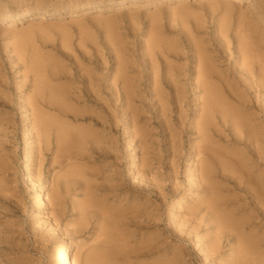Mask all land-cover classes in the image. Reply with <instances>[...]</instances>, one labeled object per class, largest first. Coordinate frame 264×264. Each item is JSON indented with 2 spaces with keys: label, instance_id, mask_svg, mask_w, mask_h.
Returning a JSON list of instances; mask_svg holds the SVG:
<instances>
[{
  "label": "rangeland",
  "instance_id": "374dc122",
  "mask_svg": "<svg viewBox=\"0 0 264 264\" xmlns=\"http://www.w3.org/2000/svg\"><path fill=\"white\" fill-rule=\"evenodd\" d=\"M90 1L0 0V13L49 12L0 23V264H58L62 237L78 242L73 264L104 253L119 261L127 251L133 260L126 264L151 263L163 253L180 264H222L225 240L217 254L203 250L216 238V222L196 169L218 151L240 172L215 173L226 209L245 220L248 232H264V211L246 187L251 180L264 193V0H132L68 16ZM38 63L48 86L64 89L60 102L48 100L49 91L37 95ZM205 67L235 113L216 118L215 111L208 138ZM34 98L58 120L44 143ZM61 126L71 137L63 144ZM76 166L87 179L65 186ZM40 188L47 202L31 217ZM185 194L176 214L171 201ZM90 197L97 214L79 228L78 205ZM148 240L155 255L140 252Z\"/></svg>",
  "mask_w": 264,
  "mask_h": 264
},
{
  "label": "bare ground",
  "instance_id": "6f19581e",
  "mask_svg": "<svg viewBox=\"0 0 264 264\" xmlns=\"http://www.w3.org/2000/svg\"><path fill=\"white\" fill-rule=\"evenodd\" d=\"M132 0H92L89 3H81L80 6L74 10L66 11L68 16L76 15L85 8L89 6L90 8H95L99 6H122ZM48 9L44 8L40 10L39 7H29L24 11H18L16 9H10L5 12L0 13V23H8L15 21H24L31 18H34L37 14H42L45 16L48 14ZM248 41L245 38L244 46H243V54L246 59L249 60L250 50L251 48L247 45ZM203 58V54H201ZM33 70L39 76V90L38 96L44 95L49 91V98L51 102H60V99L63 95H65L64 89L60 87H51L48 86V82L46 81V77L44 76V65L42 63H38L33 66ZM208 70L206 67L200 73V78H202V83L205 88V109L203 113V126L202 132L203 135L207 133L208 129L211 127V122L213 118V114L216 111V118L219 116H229L233 115L234 108L232 105L228 104L227 100L223 97L222 93L217 89V86L212 84L208 77ZM118 77L123 80L125 86V92L130 91V83L128 81L127 76L120 72ZM128 95V93L126 94ZM40 97V96H39ZM43 97V96H42ZM41 103V99H33L34 111H33V120L38 130L39 136L38 140L40 143H44L49 138V129L52 125L55 124L57 118L46 116V114L39 107ZM21 117L23 119L26 118V111L22 108ZM240 120V119H239ZM238 119L235 121V126L240 127V122ZM58 121V120H57ZM70 130L60 127V143L63 144L68 142L71 139L70 134L68 133ZM206 138H208L207 134H205ZM203 150V149H202ZM29 156V153L25 152V158ZM207 158H210V161H207ZM215 160V161H214ZM216 162V169L212 166V163ZM145 164V161H144ZM220 169L221 174H234L239 176L240 172L234 171L228 166L222 157H220V153L218 151L213 150L212 156H207L206 160L201 161L199 167L196 169V183L199 186L207 185L206 191L204 193H209L210 202L208 205V210L211 215V222H216V238L210 240L208 243H204V251L208 253H219L222 251V240L227 242V247L229 248V255L227 259L222 261V264H264V232L253 234L252 232H248L245 230V220L243 218H238L233 214V211L227 210L225 206L228 202L226 195L220 190L219 185L214 184L213 180L216 177L219 178L221 175H217V171ZM85 174V170L81 167L76 166L73 171L68 172L63 178V184L65 186L71 185L73 182H77L81 179H87ZM216 178V179H217ZM89 180V179H88ZM248 184V183H247ZM247 190L252 193L255 201L260 206L261 210L264 211V193L262 190H259L256 183L254 181L249 182L246 186ZM56 199L58 196H53ZM189 200V194L181 195L176 199L171 201L170 208L173 212L178 214V207L184 206L185 202ZM46 198L43 194L42 188L37 189V199L35 204L31 206L30 215L31 217L35 216L36 205L46 204ZM78 208L81 209L80 212V223L79 228H84L87 226V221L94 216L93 214L97 212V207L95 205V199L90 197L85 203L78 205ZM229 208V207H228ZM90 213H93L91 216ZM97 214V213H96ZM182 215V214H181ZM172 218L171 216L169 217ZM184 218L187 220L190 219V216L184 215ZM181 219V218H180ZM52 225V224H51ZM53 226V225H52ZM108 231V230H107ZM61 244L57 247V256H58V264H73L72 263V251L76 248L78 242H76L73 238L62 237ZM200 237L196 238V244L200 243ZM202 245V244H201ZM157 246L153 242V240H148L142 244L140 252L145 256L155 255ZM124 256L123 260H110L108 259V253H104L102 255H92L86 256L83 264H126L129 260L126 256H130V252H124L120 254ZM132 255V254H131ZM133 256V255H132ZM208 258V255H206ZM222 256V254H221ZM160 258L147 264H180V258L178 256H172L168 253H163L159 256ZM210 257V255H209ZM130 258V257H129ZM217 257L216 259H219ZM94 260V261H92ZM221 264V263H220Z\"/></svg>",
  "mask_w": 264,
  "mask_h": 264
}]
</instances>
